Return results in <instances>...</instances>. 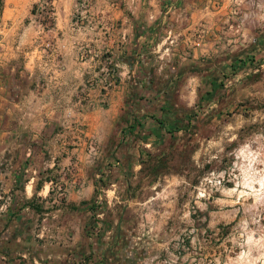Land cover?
I'll return each mask as SVG.
<instances>
[{"label":"crops","instance_id":"crops-1","mask_svg":"<svg viewBox=\"0 0 264 264\" xmlns=\"http://www.w3.org/2000/svg\"><path fill=\"white\" fill-rule=\"evenodd\" d=\"M40 1L4 0L0 18V245L34 264H67L108 254L89 247L97 177L133 141L132 95L213 55L224 26L197 0H50L44 16L18 26L19 12ZM148 122L138 141L159 143L161 128Z\"/></svg>","mask_w":264,"mask_h":264},{"label":"rangeland","instance_id":"rangeland-1","mask_svg":"<svg viewBox=\"0 0 264 264\" xmlns=\"http://www.w3.org/2000/svg\"><path fill=\"white\" fill-rule=\"evenodd\" d=\"M205 2L224 44L164 70L154 92H134L132 114L149 120L147 130L159 116L161 139L141 144L138 130L98 173L89 247L108 254L67 264H264V0H197L198 8ZM35 6L19 12L18 26L48 12ZM4 250L0 264H34L27 251Z\"/></svg>","mask_w":264,"mask_h":264},{"label":"built area","instance_id":"built-area-1","mask_svg":"<svg viewBox=\"0 0 264 264\" xmlns=\"http://www.w3.org/2000/svg\"><path fill=\"white\" fill-rule=\"evenodd\" d=\"M38 5H39L40 9L43 10V9H45L46 7H49V5H50V0H41L40 3H39ZM103 72H104V73H108V66H105V67L103 68ZM104 73H103V74H104ZM101 82H103V80H102ZM103 83H105V82H103ZM105 86L107 87V84H106V83H105ZM90 153H91V156H92L91 159H96V157H97V153H98V148H97L95 145H92V146L90 147ZM56 196H57L58 199H62V197H63V193H61L60 191H57V192H56Z\"/></svg>","mask_w":264,"mask_h":264},{"label":"trees","instance_id":"trees-1","mask_svg":"<svg viewBox=\"0 0 264 264\" xmlns=\"http://www.w3.org/2000/svg\"><path fill=\"white\" fill-rule=\"evenodd\" d=\"M153 83V82H152ZM163 111H165V110H163ZM167 111V110H166ZM133 124L131 125V126H128V131L131 133V134H133V133H137V126H139V125H141V123H140V120L138 119V117L137 116H134L133 115ZM158 117H155L154 118V121L159 125V128H161V123H160V121H158ZM169 124V123H168Z\"/></svg>","mask_w":264,"mask_h":264}]
</instances>
